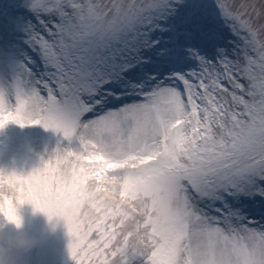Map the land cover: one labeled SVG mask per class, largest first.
<instances>
[{
    "label": "snow or ice",
    "instance_id": "6c2138e0",
    "mask_svg": "<svg viewBox=\"0 0 264 264\" xmlns=\"http://www.w3.org/2000/svg\"><path fill=\"white\" fill-rule=\"evenodd\" d=\"M262 18L224 0H0V128L79 140L0 172V212L62 217L76 264H264Z\"/></svg>",
    "mask_w": 264,
    "mask_h": 264
},
{
    "label": "rangeland",
    "instance_id": "374dc122",
    "mask_svg": "<svg viewBox=\"0 0 264 264\" xmlns=\"http://www.w3.org/2000/svg\"><path fill=\"white\" fill-rule=\"evenodd\" d=\"M224 3L235 8L240 3L260 4L264 3V0H224ZM257 23H264V18ZM224 27L228 41L240 40V37L231 31L230 23ZM12 100L15 102L14 97ZM78 145L76 136L69 140L62 132L46 128L43 124L21 125L11 121V125L7 123L0 128V172L28 175L43 167L44 163L55 155L58 147L75 149ZM17 212L21 217L22 230L39 240L37 246L26 255L25 264H76L69 247L72 237L62 217L50 218L47 213L28 202L18 204ZM9 227L15 225L0 212V229Z\"/></svg>",
    "mask_w": 264,
    "mask_h": 264
},
{
    "label": "clouds",
    "instance_id": "9594fccd",
    "mask_svg": "<svg viewBox=\"0 0 264 264\" xmlns=\"http://www.w3.org/2000/svg\"><path fill=\"white\" fill-rule=\"evenodd\" d=\"M8 221L15 227L0 229V264H25L26 255L37 246L39 240L22 230L20 216L19 223Z\"/></svg>",
    "mask_w": 264,
    "mask_h": 264
},
{
    "label": "bare ground",
    "instance_id": "6f19581e",
    "mask_svg": "<svg viewBox=\"0 0 264 264\" xmlns=\"http://www.w3.org/2000/svg\"><path fill=\"white\" fill-rule=\"evenodd\" d=\"M8 124H10V125H11V121H9V122H8Z\"/></svg>",
    "mask_w": 264,
    "mask_h": 264
}]
</instances>
